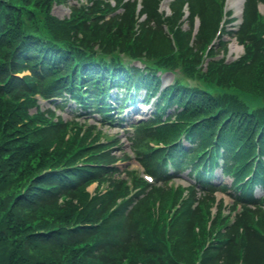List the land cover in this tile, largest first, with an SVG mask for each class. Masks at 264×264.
Returning <instances> with one entry per match:
<instances>
[{
    "label": "trees",
    "instance_id": "trees-1",
    "mask_svg": "<svg viewBox=\"0 0 264 264\" xmlns=\"http://www.w3.org/2000/svg\"><path fill=\"white\" fill-rule=\"evenodd\" d=\"M99 1L73 5L61 20L52 6L68 0H0V264H193L199 241L208 236L199 206L182 205L167 222L153 208L157 199L162 210L166 205L164 190L156 186L130 210L127 201L117 203L122 182L92 196L87 187L115 171L104 166L114 159L107 147L90 140V130L81 136V128L54 121L51 111L29 112L38 91L56 98L53 104L61 109L70 104L110 119L109 85L125 88L118 94L121 109L131 85L145 89L146 99L160 91L156 111L137 124L133 137L158 182L188 170L193 199L199 188L202 200L218 189L226 192L229 187L216 186L205 167L208 156L214 166L219 154L224 174L233 176V196L244 211L217 230L200 264H264V23L257 0L247 1L236 33L245 55L228 63L212 49L206 69L200 68L202 49L220 14L217 0H186L190 19L201 20L192 46L190 32L178 25L181 0L166 19L157 12L158 0H142L146 18L139 29L136 1L123 4L120 14ZM133 60L143 68L131 65ZM175 69L181 76L161 89L158 73ZM24 71L30 74L17 76ZM167 107L174 108L168 123L155 126ZM180 135L192 138L189 148L150 150L146 142L170 145ZM254 162L252 178L237 187ZM217 225L216 219L212 233Z\"/></svg>",
    "mask_w": 264,
    "mask_h": 264
},
{
    "label": "rangeland",
    "instance_id": "rangeland-1",
    "mask_svg": "<svg viewBox=\"0 0 264 264\" xmlns=\"http://www.w3.org/2000/svg\"><path fill=\"white\" fill-rule=\"evenodd\" d=\"M79 1L83 4L87 3L86 0H79ZM104 1L109 2V0H104ZM170 1L171 0L164 1L160 7L161 8L160 10L166 16L171 14L170 8H169ZM234 2H235V0H227V2H226V10H230L232 12L233 15L231 16V18L234 17V22L231 25L227 24L228 30L233 29V27H237L239 25L240 19H241V17L236 16V11H235L234 6H233ZM75 3H76V0L75 1L69 0L68 3H66V4L54 5L52 12L56 17H58L60 19L67 18L70 15L71 5H73ZM261 12L264 15V7L261 9ZM183 28L185 30L188 29L187 23H184ZM222 41L230 42L229 51L225 57L227 60L233 61L242 54V47L235 40H232L230 36L224 35L222 38ZM218 49H220V47ZM222 56L223 55L221 54L220 57H222ZM173 75L176 77H180V75H181L180 70L175 69V71L173 73L168 72L167 74H165L162 78L163 82L170 83L172 81ZM187 81H188V83H193V84L196 83V82H193L192 80H187ZM41 104H42V105H40L41 109H44V110H48L50 108L53 109L48 103H41ZM140 111H142L141 114H135L134 113L132 115H129V119L131 117L134 120H136V119L137 120L147 119L150 115V112H151L149 106L145 107V108L141 107ZM124 113L130 114L128 111H124ZM57 114L60 115V117L63 118V120L68 121V122H73V121L77 122V120H78V119L74 118L69 111H67V112L64 111L63 113L57 112ZM78 121H79L78 123L80 125H82L83 127L88 126V128L93 129L94 132H96L97 130H100L99 133H101V136H103V138L108 141V145L111 146V148H112V155L117 157V165L119 166L120 172H119V174H116L113 177V179L110 180V182L107 181L108 185H111V184L115 185V184H117L116 181H118V180H124V181L130 182V181H132L133 177L136 178V177L142 176L143 171H142V168L140 166V163L137 161L136 158H134V155L132 152V147H131L130 142H129L128 137H127L128 135L125 134V132L123 131L122 128L100 126L93 119H88L86 122H82V120H78ZM126 126H128V125H126ZM225 181L229 182L230 180H228L226 178ZM175 183L177 185H181L183 187L187 186V184H188L187 181L183 180V179L177 180ZM96 186H97V184L94 183V184L88 186V188L86 190L92 196L97 197L99 195H98V188ZM105 187H106V185L103 186V189ZM149 191H150V189H147V192H149ZM157 197H159V196H157ZM221 202H222V205H223L222 208H223V211L225 212V214H227L228 212H230L232 210L233 203H232V200L228 196L218 194L215 208H217ZM186 203L189 205L191 204V208H193V209L196 207L195 200L189 199L186 201ZM207 207L209 210L208 205H207ZM215 208H214V212L217 211ZM205 213H207V209H205ZM163 215H164L163 217L167 216L164 213H163ZM165 220H167V219H165ZM204 222H206V220H204ZM196 232H198V229H196ZM206 236H207L206 239L208 241L211 240V237L213 236L212 230L209 231L208 227H207V231H206ZM207 240L199 241L198 249L195 250L197 253H196V257L193 259V264H200L202 253H204V251L210 245V244H207L208 243ZM184 264H186V263H184Z\"/></svg>",
    "mask_w": 264,
    "mask_h": 264
},
{
    "label": "bare ground",
    "instance_id": "bare-ground-1",
    "mask_svg": "<svg viewBox=\"0 0 264 264\" xmlns=\"http://www.w3.org/2000/svg\"><path fill=\"white\" fill-rule=\"evenodd\" d=\"M242 2H243V0H238V10L240 11V6H241V4H242Z\"/></svg>",
    "mask_w": 264,
    "mask_h": 264
}]
</instances>
